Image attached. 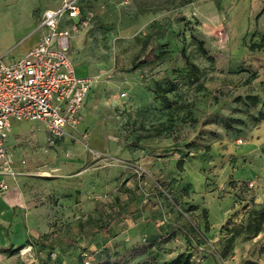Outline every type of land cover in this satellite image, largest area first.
Segmentation results:
<instances>
[{"label": "rangeland", "instance_id": "rangeland-1", "mask_svg": "<svg viewBox=\"0 0 264 264\" xmlns=\"http://www.w3.org/2000/svg\"><path fill=\"white\" fill-rule=\"evenodd\" d=\"M60 1L0 0L4 62L34 46L42 12ZM79 9L69 57L92 91L53 144L41 123L12 121L0 197L14 194L9 213L28 233L0 245V264H91L139 244L140 263L264 264V0Z\"/></svg>", "mask_w": 264, "mask_h": 264}, {"label": "built area", "instance_id": "built-area-1", "mask_svg": "<svg viewBox=\"0 0 264 264\" xmlns=\"http://www.w3.org/2000/svg\"><path fill=\"white\" fill-rule=\"evenodd\" d=\"M79 0H61L41 18L38 42L20 58H0V173L11 174L7 148L12 121L39 122L53 144L69 135L81 121V109L92 80L76 73L69 57V41L80 20ZM69 22V26L65 24ZM240 184V183H239ZM236 190H242L241 185ZM251 187L252 184L246 185ZM0 181V191H7Z\"/></svg>", "mask_w": 264, "mask_h": 264}, {"label": "crops", "instance_id": "crops-1", "mask_svg": "<svg viewBox=\"0 0 264 264\" xmlns=\"http://www.w3.org/2000/svg\"><path fill=\"white\" fill-rule=\"evenodd\" d=\"M46 10H52V9H46ZM46 10H44L42 12V14L40 16V19H39V22H38V25H37V28H38V39H37L36 43L38 42V40L40 38V34H41L40 33V30H39L40 21H41V18H42L43 13ZM71 23L65 21V24L67 26H69V24H71ZM71 41H72V34H71V37H70L69 45H70ZM28 50L29 49H27L26 51H28ZM16 59H18V58H16ZM75 69H76V67H75ZM80 73H81V71H80ZM78 75L83 76L82 73L81 74H78ZM91 91L88 94V96H87V98L85 100V103H84V105H83V107L81 109V112H80L81 120L83 119L85 106H86L87 101L89 100ZM67 131H68L69 134L71 133L70 130H67ZM65 137H63V138H65ZM8 151L10 152V150H8ZM0 179H2V177H0ZM13 195L14 194L11 192V193H8L7 196L4 197V198H1L0 197V211L2 210V212H0V214H1L0 215V226L2 224V226H5L6 228L8 227L9 230H10V232H9V238H8L6 231H3L2 229H0V230H2V231H0V236H1V234L4 236V238H1L0 237V245L1 246L3 245L5 247L8 244H11V245H14V246H20L24 242V239H25V237L27 236V233H28L26 231V229H25V226H24L25 217L24 216H21V215L13 214L11 211L9 213V210H11L10 205L13 203ZM61 230L64 231L65 230V227H62ZM5 247H3L2 250H6Z\"/></svg>", "mask_w": 264, "mask_h": 264}, {"label": "trees", "instance_id": "trees-1", "mask_svg": "<svg viewBox=\"0 0 264 264\" xmlns=\"http://www.w3.org/2000/svg\"><path fill=\"white\" fill-rule=\"evenodd\" d=\"M199 48H201V45H199ZM249 48L251 50L254 49H261L263 48V45L261 44H251L249 45ZM201 52L203 54H205L204 50L201 48ZM181 57L184 59V62L186 64V66H191L192 68L196 69V67H194L193 65H191V63L188 61V59L185 57L184 51H181ZM172 90H174V87L169 86L168 89L165 90V92H171ZM163 101L166 100V97L161 96L160 97ZM253 98L251 100H249L248 98L244 101V104L246 103L247 105L250 106H254V101L252 102ZM249 101V102H248ZM251 101V102H250ZM167 102V101H166ZM169 106V105H168ZM261 116V120H264L263 115H259ZM180 164V163H179ZM258 227H256L253 232L256 233L258 231ZM238 235V233H237ZM171 237L170 233H167L166 235H161L159 236V241L160 243H166L169 238ZM149 253V248L146 245L143 244H139L136 245L132 248L129 249H123L121 251H118L117 253L113 254L112 257H106V256H98L97 259H95V261H93V263L91 264H158L156 263L153 259H146L144 262L140 263V262H135V259L142 257V256H147ZM180 258L181 256H177L175 259L168 261V262H163L160 264H180Z\"/></svg>", "mask_w": 264, "mask_h": 264}]
</instances>
